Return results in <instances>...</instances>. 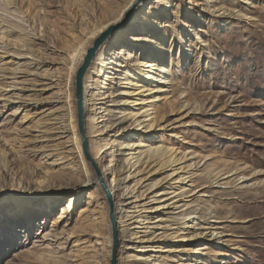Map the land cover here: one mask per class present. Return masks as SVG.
<instances>
[{
	"label": "rangeland",
	"instance_id": "374dc122",
	"mask_svg": "<svg viewBox=\"0 0 264 264\" xmlns=\"http://www.w3.org/2000/svg\"><path fill=\"white\" fill-rule=\"evenodd\" d=\"M116 1L121 9L125 6V0ZM6 12L10 19L4 25L14 33L9 47L0 48V160L6 156L10 161L8 170L0 167V264H83L85 239L97 241L102 253L97 264H111L109 204L97 172L83 154L75 76L85 54L76 52L80 40L101 25L108 27L112 16L102 0L0 1V13ZM137 13L126 29L106 41L85 75L84 80L99 73L104 58L117 63L111 64L117 77L105 80L104 72L111 68L95 76L101 94L96 97L98 111L105 117L98 121V135L86 126L90 153L106 183H119V159L125 156L119 143L127 131L111 121L119 109L129 107L125 99L135 98L121 93L125 85L120 82L129 71L151 83L157 128L130 131L162 142L177 157L186 154L176 168L183 166L186 191L196 187L187 199L198 197L191 205L197 214L188 222L189 232L174 236L169 233L177 230L175 215L181 210L167 209L161 227L170 225L168 232L152 227L151 237L157 238L144 243L150 248L145 252L128 246L130 241L121 237L124 224L118 222L116 264H264V0H143ZM66 18L70 38L65 34ZM154 34L157 41H165L160 44L163 49L153 48L157 43L149 38ZM24 36L35 40L29 43L34 54L20 57L16 47L22 46ZM129 51L139 59L162 57L170 70L145 79V70L135 68L136 58H130ZM71 62L78 65L72 81L67 76ZM15 69L16 75L11 74ZM65 95L74 102L78 144L72 135L65 143V136L49 129L57 121L52 114L66 112ZM96 143L102 146L97 158ZM137 172L130 180L133 194L152 187L148 193L161 198L163 188L185 185L164 180L172 169ZM187 172L192 173L190 182ZM235 172L246 178L236 186L226 185L233 178L227 176ZM158 204L159 200L150 206ZM84 206L95 207L104 217L81 227L79 209ZM115 211L120 216L116 201ZM98 213L91 215L99 217ZM151 214L153 221L161 218L160 211ZM210 230L217 233L211 239ZM193 231L202 234L182 239ZM186 244L188 251L177 252ZM85 255H91L90 250Z\"/></svg>",
	"mask_w": 264,
	"mask_h": 264
},
{
	"label": "bare ground",
	"instance_id": "6f19581e",
	"mask_svg": "<svg viewBox=\"0 0 264 264\" xmlns=\"http://www.w3.org/2000/svg\"><path fill=\"white\" fill-rule=\"evenodd\" d=\"M3 1V0H0ZM5 1V0H4ZM79 0H75L77 2ZM103 1V8L106 11L107 14L112 16V22L107 27L103 25H99L100 27L95 31L89 32V34L85 35L86 37L82 40H80V46L76 49V52L80 55L86 54L88 49L86 47L93 44L95 39L101 35L104 31H106L110 26H113L117 23H120L124 21V19L128 16L130 12H132V19H134V15H138L140 4L143 0H125V6L121 9L118 5H116V0H102ZM2 5V3H1ZM7 11V10H5ZM6 12V15L0 13V48L7 49L9 47V35L14 33L12 29H9L4 24L8 22V19H10ZM130 15V14H129ZM23 17H19V20L21 22ZM146 24H150V19L143 16ZM66 36L70 38V30L72 28L70 27V22L66 18ZM133 21V20H132ZM127 28V27H126ZM125 28V29H126ZM124 30V29H123ZM120 30V31H123ZM102 31V32H101ZM117 31L113 33V37L117 36V33L120 32ZM101 32V33H100ZM100 33V34H99ZM7 34V35H6ZM99 34V35H98ZM84 36V34H83ZM111 36V37H112ZM96 37V38H95ZM110 37V38H111ZM158 37L157 34H154L151 36L149 41L154 44L153 48L156 49H163L160 44L164 43L165 41L162 40V38H159L157 41L156 38ZM94 41L92 42V40ZM140 39V38H139ZM35 42V40L31 37L24 36L23 42L21 47H16L19 50L18 53H16L20 57H26L27 54H34L33 47L30 46L29 43ZM160 42V43H159ZM159 43V44H158ZM78 44V45H79ZM77 47V46H76ZM91 47V46H90ZM104 47V45H103ZM102 49V48H101ZM96 54V56L99 54L100 50ZM123 53V48L121 49V52L119 54ZM85 54L83 56H85ZM130 58H136L134 61L135 68H143L145 72H143L142 76L145 79H151L153 78L152 73L156 71H160L161 73H167L170 70V67H168L166 64H164V59L161 57H156L154 54L148 55V59H139L136 55H134L133 52H128ZM95 56V58H96ZM84 59V57H83ZM83 61V60H82ZM94 61V60H93ZM92 61V62H93ZM28 65H33L36 62L33 60H25ZM116 63L114 59L111 58H104L101 61V64L97 68L98 76L106 71V69H112L107 70L105 74V80H109L110 78L117 77L118 73L113 72L116 70L111 64ZM71 68L68 69V78L70 81H72V75L75 74V71L78 67L77 62L70 63ZM92 64V63H91ZM117 64V63H116ZM91 66V65H90ZM89 69V68H88ZM18 69L12 70L11 74H15ZM88 71V70H87ZM87 73V72H86ZM95 73V76H97ZM86 75V74H85ZM122 77L121 84L125 85V87L122 89L121 93L129 95H134V99H125V103L129 107H124L119 109L118 114H114L112 116L111 123L113 124H123V130H126L127 132L123 133V140L119 143V150L120 152L125 155L122 159H119V172L122 173V178L119 183L116 184H109V188L112 192L114 201H116L117 206L119 207L120 216H116L117 222H120L124 224L123 229L121 230V237L122 239L129 240L130 242L127 243L128 246L134 247V249H137L138 247L142 248L139 251H148L147 248L148 245L145 246L144 243H147L151 240H154L155 237H151V235H154V232H152V227H161V224L164 222L163 217H165L167 213V209H170L173 207V209L181 210L178 214L175 215L178 227L176 231H173L172 233H169L170 235H178L179 232H189L191 229L189 227H192L188 225L189 220L191 219V216L193 214H197V211L195 207L191 208L192 204L197 201V198H194L195 200L191 202V200H188L187 198L194 195L195 189L191 188V190L186 191V185L187 179L184 177V174H180V171L183 169V166L176 168L183 159L186 158V154L181 155L180 157H177V154H174L175 151L172 148L164 146L162 142H151L148 138H145V136L137 135L136 133L131 132L130 130L137 129V130H144L145 132L153 131L157 128L155 125V102L157 98L155 96H151L155 92V88L152 87V84L148 83L147 81H144L142 78L133 75V73L129 71H125V74ZM91 74H88L87 79L84 80V111L86 113V121H87V128L92 134L98 135L100 132L98 121L100 118L105 117L104 115H100V112L98 111L100 107H98L99 103L96 101V97L100 96L99 94V82L97 77H95ZM85 78V76H84ZM105 83V82H104ZM66 96V95H65ZM76 98V97H75ZM67 101H65L66 106V112L65 113H58V114H52L53 117H56L57 121L52 124V127L49 128L50 130H55L59 133L61 136H65L67 138L64 142L69 143L72 141V138L69 137L72 135L73 141H76L78 144L79 139L78 137L74 135L76 134V121H75V107L74 102L72 101V97L70 95L66 96ZM124 100V99H122ZM117 101V100H115ZM114 109H111L110 111H113ZM64 112V111H63ZM76 113H77V107H76ZM78 123V120H77ZM79 130V129H78ZM82 144V141H81ZM99 145L98 143H96ZM83 150V148H82ZM96 158L98 157V154L102 152V146H96ZM83 154L85 156V153L83 151ZM86 158V156H85ZM87 160V158H86ZM88 161V160H87ZM89 162V161H88ZM81 167L83 168L84 172L87 174H90V168L88 165L84 162V160H81ZM90 163V162H89ZM10 161L7 160V157L4 156L0 160V167L9 169ZM93 168V167H92ZM134 168V169H133ZM147 168H150V171L152 172H159L161 170H167L172 169V172L170 174H167L164 177V180L171 179L174 183H185L183 186H179L178 188L174 189L172 187L170 188H163L164 195L161 198H156L154 195H150L148 193L152 190L151 188H145L140 189L138 191V194H133L134 190L130 187V180L136 177L135 171H143ZM133 169V170H132ZM94 170V169H93ZM135 173V174H134ZM230 172L224 173L229 174ZM189 175L188 182H190L192 179V173L187 172ZM233 178L225 182L226 185L230 186H236L240 183L241 180H244L246 178L245 174L235 172L232 175ZM148 178V177H147ZM146 178V179H147ZM143 179V178H141ZM141 179L136 180L137 183L141 182ZM232 180V182H230ZM220 184V183H219ZM119 187H122L123 193L120 194L117 193ZM153 192V191H152ZM188 193H191L189 196ZM129 194V195H127ZM133 194V195H131ZM126 195L128 196V199H126ZM159 200V204L157 206H150V204L153 201ZM153 211H160V219L157 218L153 221V215L151 214ZM93 212H96V208L93 207L92 209L84 206L79 209V216L82 220L81 227H85V224L87 222L92 221V223L95 225L97 223V220L100 219L102 216L104 217V213L100 212L98 214L99 217H95V214L91 215ZM163 216V217H162ZM158 217V216H157ZM161 222V223H160ZM167 226V227H166ZM165 227H161V229H165V233H167L169 226L166 225ZM205 232V231H204ZM203 232V234H204ZM202 233L195 234L194 231L183 235V240H192L196 236H199ZM209 239L212 237H215L217 235L215 230H210ZM173 236V237H174ZM78 241H81L79 239ZM82 243L84 244V247L82 249V263L83 264H97L96 258L99 255H102V253L99 252L98 248H96L97 241L91 242V240H83ZM109 245L111 241L108 242ZM188 244L184 245L181 249H177V252H186L188 251ZM104 251H106V248H103ZM86 250H90L91 255L86 256ZM168 251V250H167ZM144 256V255H143Z\"/></svg>",
	"mask_w": 264,
	"mask_h": 264
},
{
	"label": "water",
	"instance_id": "95a60500",
	"mask_svg": "<svg viewBox=\"0 0 264 264\" xmlns=\"http://www.w3.org/2000/svg\"><path fill=\"white\" fill-rule=\"evenodd\" d=\"M130 14V15H129ZM128 16L124 19V21L117 23L113 26H110L106 31L101 33L91 47H89L87 53L84 56V59L79 66L76 76H75V97H76V107H77V120H78V129L82 141V148L85 153L87 160L91 163L92 167L97 172V175L100 179L101 187L103 193L108 201L109 204V220L111 223V230H112V238H113V258L111 264H116L115 252L118 245V222L116 218V211H115V201L112 195V192L102 177L100 170L96 164V161L93 159L90 153V144L86 132V116L84 111V76L90 67L92 61L95 59L96 54L98 53L99 49L103 47V45L110 39L113 33L123 30L130 25L132 22V12H130Z\"/></svg>",
	"mask_w": 264,
	"mask_h": 264
}]
</instances>
